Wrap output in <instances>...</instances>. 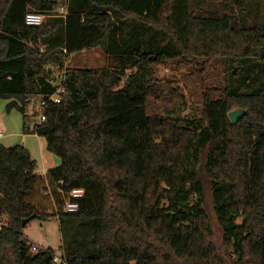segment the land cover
<instances>
[{
	"label": "trees",
	"instance_id": "1",
	"mask_svg": "<svg viewBox=\"0 0 264 264\" xmlns=\"http://www.w3.org/2000/svg\"><path fill=\"white\" fill-rule=\"evenodd\" d=\"M222 1L228 11L212 0H66L58 13L57 0H0V98L24 131L29 97L47 100L27 132L59 159L38 175L27 147L0 143V264H56L21 225L53 217L32 201L44 181L67 198L56 211L67 264H264V5ZM27 12L42 22L27 24ZM156 33L168 41L148 43ZM95 47L122 66H64ZM168 61L198 77L199 115L181 114L183 92L158 77ZM215 64L223 79L207 86ZM48 65L63 69L60 84ZM233 109L245 110L235 123Z\"/></svg>",
	"mask_w": 264,
	"mask_h": 264
},
{
	"label": "rangeland",
	"instance_id": "2",
	"mask_svg": "<svg viewBox=\"0 0 264 264\" xmlns=\"http://www.w3.org/2000/svg\"><path fill=\"white\" fill-rule=\"evenodd\" d=\"M212 2L216 4V9L220 11H228V9L223 8V4H221L223 2L222 0H212ZM65 5L66 0H57L54 12H63ZM263 5L264 0H252V3L248 6L254 7V10L262 11ZM238 13L239 11H237V14ZM179 24H182V21H179ZM121 31L124 33L123 30ZM147 40L148 43H154L158 46L164 45L168 41V38L164 33H156V36H154L152 40L150 38ZM125 58L127 59L126 61H128L126 64L129 66L132 57L125 56ZM106 64L119 67L122 66V63L116 57L113 55L107 56L100 47H95L70 54V57L65 62L64 66L75 68H98L103 67ZM47 67L51 68V77L55 84H60L63 76V69L49 65ZM156 69L159 78H173L175 80V82H173V86L179 87V90L183 92L186 102L184 104L177 105L179 112L181 114H190L193 116L199 115L201 110V88L198 77L196 75L191 76L189 68L182 65L176 66L170 61L158 64ZM224 72V68L217 64L208 68L203 73V81L205 85L210 86L217 84L218 79H223ZM241 89H245V87L242 86ZM29 100V104L26 107L25 117L26 131H24V119L21 112L16 108H10V110H8L9 100L0 98V132L2 133L0 143L5 146L22 144L27 147L32 157L38 162L36 173L38 175H42L40 172L42 167V154L47 153L51 156H56L46 149L45 138L27 132L29 129L31 130L34 123L38 121V115L36 114L40 113L42 110L40 106V97L34 95L29 97ZM48 187L49 193L44 194V191L48 190ZM56 193V185L48 181H44L42 186L36 187L32 201H34L39 208L47 211L48 213H52L53 217L46 220L39 218L30 219L23 227V237L30 244L35 245L37 250L51 247L55 250L56 254H58L61 235L56 211L63 205L67 198L64 197L63 194L56 195Z\"/></svg>",
	"mask_w": 264,
	"mask_h": 264
},
{
	"label": "built area",
	"instance_id": "3",
	"mask_svg": "<svg viewBox=\"0 0 264 264\" xmlns=\"http://www.w3.org/2000/svg\"><path fill=\"white\" fill-rule=\"evenodd\" d=\"M44 15L39 13V12H27V14L25 15V22L27 24L30 25H36L42 22ZM62 88L60 87V89H58V91L53 94L51 97H49L50 100L54 101V102H58L59 101V92H62ZM47 100L43 99L42 101H40V106L44 105L46 103ZM44 120V115L42 114H38V121H42ZM2 138V133L0 132V139ZM81 194V190H73L71 192V195L76 196V195H80ZM77 209V204L72 202V201H68L65 204V210L66 211H75ZM32 250L36 251L37 247L35 245L32 246ZM53 261L56 264H67V262L62 259L60 257L59 254L54 255L53 257Z\"/></svg>",
	"mask_w": 264,
	"mask_h": 264
},
{
	"label": "crops",
	"instance_id": "4",
	"mask_svg": "<svg viewBox=\"0 0 264 264\" xmlns=\"http://www.w3.org/2000/svg\"><path fill=\"white\" fill-rule=\"evenodd\" d=\"M64 11V10H63ZM59 163V159L51 156L47 153L42 154V167H41V173L44 175L48 168L53 167ZM37 168H38V162H37Z\"/></svg>",
	"mask_w": 264,
	"mask_h": 264
},
{
	"label": "water",
	"instance_id": "5",
	"mask_svg": "<svg viewBox=\"0 0 264 264\" xmlns=\"http://www.w3.org/2000/svg\"><path fill=\"white\" fill-rule=\"evenodd\" d=\"M245 110L243 109H233L228 113L230 120L235 123L237 120L244 114ZM34 215H30L26 218H23L21 221V225L24 226L30 219H32Z\"/></svg>",
	"mask_w": 264,
	"mask_h": 264
}]
</instances>
